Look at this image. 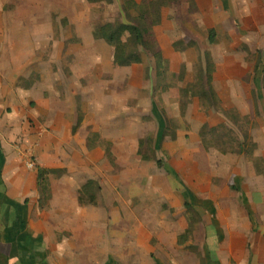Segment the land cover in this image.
I'll return each mask as SVG.
<instances>
[{"label": "crops", "instance_id": "1", "mask_svg": "<svg viewBox=\"0 0 264 264\" xmlns=\"http://www.w3.org/2000/svg\"><path fill=\"white\" fill-rule=\"evenodd\" d=\"M3 3L0 0V6ZM171 11L173 18L168 20ZM162 16L154 33L170 72L176 71L172 57L186 54L171 43L177 33L185 31L181 41H193L199 47L214 30L216 42L207 49L216 68L212 86L222 100L217 77L224 68L229 73L228 88L242 87L235 84L241 82L233 75L235 67L244 65L238 44L264 38V0H179L163 9ZM167 25L166 40L157 29ZM32 26V19L0 16V264L2 260L6 264H264V209L254 207L255 201H261L256 196L202 191L199 183L181 179L169 166L170 191L161 193L152 187L149 194L157 201L155 209L139 205L136 209L110 207L108 211L102 205L101 193L108 184L101 179V169L111 171L118 163L128 166L129 162L116 158L117 152H135L145 162L139 152L140 142L147 138L141 129L135 142H127L129 112L126 101L116 95L96 102L105 106L99 110L108 117L107 130L93 125L86 110L84 120L78 117V105L65 107L62 97H55L57 88L49 85L57 74L48 73L33 60ZM94 35L95 30L93 41H102ZM113 55L114 49L111 67L123 70L113 67ZM91 57L95 59V54ZM47 91L52 97H47ZM193 103L199 105L200 101ZM84 104L91 102L85 100ZM157 117L158 131L151 139L155 152L167 128L160 115ZM31 121H36L35 127ZM93 134L109 143L112 160L105 147H89ZM203 149L208 150L201 140ZM29 156L35 161L28 160ZM37 168L48 172L49 198L39 188ZM86 185H90L86 199L94 194L95 204H80ZM159 201L168 207L160 209ZM36 210L38 223L33 220Z\"/></svg>", "mask_w": 264, "mask_h": 264}, {"label": "rangeland", "instance_id": "2", "mask_svg": "<svg viewBox=\"0 0 264 264\" xmlns=\"http://www.w3.org/2000/svg\"><path fill=\"white\" fill-rule=\"evenodd\" d=\"M126 1L128 0H10L8 3V0H4L0 6L1 18L15 16L32 19V46L36 54L33 60H38L37 65L42 69L47 68L48 73L57 74L56 78L54 75L51 77L49 85L57 88L55 97H62L65 107L75 108L78 105V117L84 120L87 113L83 112L86 110L90 112L89 120L93 125H100L107 130L108 117L102 115L104 111L100 113L99 110L105 106L96 102L116 95L126 101V111L129 112L125 121L129 134L125 138L127 142H135V134L141 129L145 138L154 140L159 115L167 125L160 149L155 152L152 144H147L144 148L143 154L152 159L151 163L143 162L135 152H117L116 158L126 160L129 162L128 166L122 167L118 163L119 167H111V171L101 169V179H105L108 184L101 193L102 205H107L108 211L110 207L121 209L123 206L155 209L157 201L151 199L149 194L154 187L161 193L166 189L170 191L167 172L171 166L181 179L188 177L193 184L199 183L197 187L202 191L239 193L246 197L253 195L261 200L255 201L254 207L264 209V38L250 42L251 44L239 42L238 50L243 54L244 65L242 69L235 67L233 75L241 82L235 84H242V87L228 88L229 73L221 68L217 85L223 102L219 98L221 108H214L206 115L198 110L200 104L193 103L196 99L184 108L183 102L186 103L188 99H182L181 92L195 84L199 74L206 70L205 54H210L207 49L212 45L208 35L205 40L200 41L198 47L193 41V44L185 39L181 41V36L187 35L185 31L177 33L171 43L182 42L178 49L185 50L183 53L186 54L172 57L176 71H171L163 79L157 78L154 60L143 51L142 65L113 70L110 64L113 48L105 41H93L92 34L97 27L106 23L131 22L136 13L132 11L129 17L125 11ZM169 15L168 20L173 18V11ZM157 30L167 40L169 26ZM259 45L262 47L258 49ZM224 51L221 49L222 53ZM93 53L95 59L91 57ZM213 62L215 64L214 59ZM163 85L168 89L165 93L161 92ZM47 95L48 98L52 97L51 91H47ZM72 98L77 100L76 104L71 103ZM85 100L91 102V105L84 104ZM152 110L158 115L153 116ZM31 124L35 127L37 123L31 121ZM219 124H225V128L219 129L218 141H213L210 133L207 137L208 143L218 147L200 150V133L209 131L204 126ZM238 143L245 145V153L223 151L225 148L238 151ZM28 160L34 162L35 158L29 156ZM157 160L162 162L159 167ZM158 203L160 209L168 207L166 204L163 206L165 201ZM240 204L244 206L242 200ZM39 218V211L36 210L33 220L38 223ZM115 251L113 248V252ZM2 262L1 264H6L4 260Z\"/></svg>", "mask_w": 264, "mask_h": 264}, {"label": "trees", "instance_id": "3", "mask_svg": "<svg viewBox=\"0 0 264 264\" xmlns=\"http://www.w3.org/2000/svg\"><path fill=\"white\" fill-rule=\"evenodd\" d=\"M178 2L179 0H143L139 3L136 0H128L125 2V11L129 14V17H131L130 13L132 11L136 13V16L131 18V22L117 24L106 23L95 29V39L105 41L114 49V68H128L135 65H142L143 51L154 60L158 79H163L169 75V62L163 56L162 49L154 33V28L160 26L162 23L163 9L172 8ZM215 37L216 34L214 30L209 31V41L211 44H215ZM181 46L182 42H176L174 44V47L175 49L177 48V50H182L178 49ZM205 55L207 62L205 72H201L197 77L195 84L183 89L181 93L183 94L182 99H188L186 103L183 102L184 108H186L192 100L199 99L200 112L208 115L210 110L221 108V101L212 86L215 73L213 58L209 53H206ZM167 91L168 89L163 85V87H161V92L165 93ZM224 125L225 124L204 126V129L209 130L208 132L205 130L200 133L202 144L205 148L209 149L218 147L217 145L208 143L207 137L210 133L213 136V141H216L218 139L219 129L225 128ZM146 144H152V140H142L140 142L141 151L139 153L143 156L144 160L149 161L151 158L145 156L142 152ZM97 146L105 147L107 157L111 160L113 159L109 143L99 140V137L96 134H93L89 138V147L92 149ZM244 149L245 145L240 143L238 151L235 149L228 150L226 148L223 151H228L230 153H245ZM157 164L162 165V162L158 160ZM37 170L39 188L41 192L49 198L50 190L47 177L48 172L42 168H37ZM89 188L90 185H86L83 191H81L79 198L81 205L87 203L95 204L96 196L94 194H91V196L86 199V194H88V191L90 190Z\"/></svg>", "mask_w": 264, "mask_h": 264}, {"label": "built area", "instance_id": "4", "mask_svg": "<svg viewBox=\"0 0 264 264\" xmlns=\"http://www.w3.org/2000/svg\"><path fill=\"white\" fill-rule=\"evenodd\" d=\"M31 167H33V166H31Z\"/></svg>", "mask_w": 264, "mask_h": 264}]
</instances>
